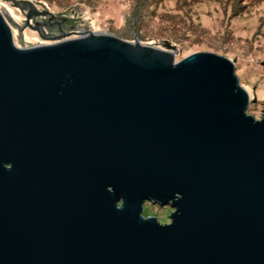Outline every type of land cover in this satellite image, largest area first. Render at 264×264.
<instances>
[{
	"label": "water",
	"instance_id": "95a60500",
	"mask_svg": "<svg viewBox=\"0 0 264 264\" xmlns=\"http://www.w3.org/2000/svg\"><path fill=\"white\" fill-rule=\"evenodd\" d=\"M10 22L0 264H264V111L246 115L233 61L90 33L18 48Z\"/></svg>",
	"mask_w": 264,
	"mask_h": 264
},
{
	"label": "rangeland",
	"instance_id": "374dc122",
	"mask_svg": "<svg viewBox=\"0 0 264 264\" xmlns=\"http://www.w3.org/2000/svg\"><path fill=\"white\" fill-rule=\"evenodd\" d=\"M13 1L32 7L20 10L10 0H0V14L10 19L13 44L18 48L48 46L90 33L129 44L136 39L142 46L173 53L174 64L193 54H215L234 62L238 85L251 102L246 115L256 121L263 116L264 0H140L141 30L128 16L135 4L128 0ZM32 10L38 14L26 20ZM50 16L61 27L54 26L51 32L41 27L43 31L37 32L35 22ZM142 209L143 217H154L160 225L169 224L175 211L149 203Z\"/></svg>",
	"mask_w": 264,
	"mask_h": 264
},
{
	"label": "trees",
	"instance_id": "16d2710c",
	"mask_svg": "<svg viewBox=\"0 0 264 264\" xmlns=\"http://www.w3.org/2000/svg\"><path fill=\"white\" fill-rule=\"evenodd\" d=\"M130 3H135L134 4V8L133 5V11L131 10L132 7H130V10H129V18L130 19H134V22L136 23V28L137 30L142 28V20L144 19V16L142 15L141 13V9H140V6H141V2L140 0H128ZM192 1V0H190ZM139 17H142V19H139Z\"/></svg>",
	"mask_w": 264,
	"mask_h": 264
},
{
	"label": "flooded vegetation",
	"instance_id": "af4514ba",
	"mask_svg": "<svg viewBox=\"0 0 264 264\" xmlns=\"http://www.w3.org/2000/svg\"><path fill=\"white\" fill-rule=\"evenodd\" d=\"M38 14V12H35L34 10H32L30 12V15L31 16H36ZM46 16V15H45ZM36 23V31L37 32H42L43 30L41 29V27H45L47 29L48 32H51V29L52 27L54 26H58V27H61L60 26V23L56 20H54L51 16L46 18V19H41L40 22H35ZM51 34V33H50Z\"/></svg>",
	"mask_w": 264,
	"mask_h": 264
},
{
	"label": "bare ground",
	"instance_id": "6f19581e",
	"mask_svg": "<svg viewBox=\"0 0 264 264\" xmlns=\"http://www.w3.org/2000/svg\"><path fill=\"white\" fill-rule=\"evenodd\" d=\"M27 38V37H26ZM162 207H168V206H162ZM170 208V207H169Z\"/></svg>",
	"mask_w": 264,
	"mask_h": 264
}]
</instances>
